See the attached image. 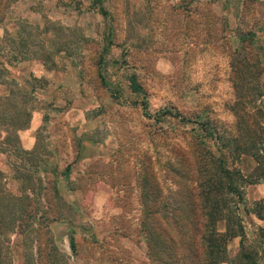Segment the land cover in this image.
Masks as SVG:
<instances>
[{
  "label": "rangeland",
  "instance_id": "obj_1",
  "mask_svg": "<svg viewBox=\"0 0 264 264\" xmlns=\"http://www.w3.org/2000/svg\"><path fill=\"white\" fill-rule=\"evenodd\" d=\"M104 5L108 15L92 0H12L5 41L0 26V215L17 217L14 230L20 221L40 226V250L50 252L53 245L59 252L57 260L42 256V264H149L139 231L140 172H148L161 197H180L170 168L188 171L198 150L195 137L199 149L230 161L222 141L239 137V124L253 127L259 120L264 127L258 113L264 109V70L258 74L256 61L259 54L264 59V0ZM104 46L108 51L98 65ZM35 51L44 59L12 58ZM249 64L259 76L253 94L245 83L236 85ZM132 74L140 93L129 87ZM143 100L149 112L168 107L190 120L154 122L144 116ZM243 107L251 116L244 115L242 124L236 111ZM5 116L24 126L10 128ZM199 121L222 141L205 137L202 143ZM260 146L264 156V141ZM237 164L245 175L254 172L248 155ZM40 215L47 219L38 225ZM243 221L252 243L260 226L252 212ZM224 226L220 222L219 230ZM73 229L77 254L69 246ZM239 240L229 241L231 254ZM21 247L15 264L24 259Z\"/></svg>",
  "mask_w": 264,
  "mask_h": 264
},
{
  "label": "trees",
  "instance_id": "obj_2",
  "mask_svg": "<svg viewBox=\"0 0 264 264\" xmlns=\"http://www.w3.org/2000/svg\"><path fill=\"white\" fill-rule=\"evenodd\" d=\"M12 0H0V26L4 28L1 40L5 41L6 36H10L11 29L4 27L10 23L7 18V11ZM15 1V0H14ZM97 6L98 11L103 15H108L105 0H92ZM14 24V23H13ZM13 26V25H12ZM24 30L23 25L20 27ZM20 30V29H18ZM17 32V31H16ZM9 34V35H8ZM20 32L17 33V37ZM112 31L108 32V43L112 42ZM22 36V33L21 35ZM19 36V37H20ZM10 42L13 44L12 39ZM25 44L24 40H21ZM108 49L104 46L100 53L97 64L102 62L104 53ZM35 51L31 54L12 55L16 60L34 58L44 59V54ZM257 63L261 65L260 72L264 70V59L261 54L258 55ZM248 68L238 75L236 85L245 83L248 92L255 90L252 86L254 80H259V76L253 71L254 64L247 65ZM241 71V70H240ZM240 76V77H239ZM264 81V79H263ZM129 87L132 92L140 93L143 91L141 84L137 81L135 75L129 76ZM238 87V86H237ZM249 97L253 95L248 93ZM264 96V93L261 94ZM242 97H246L243 94ZM249 97L248 101L251 99ZM241 104L244 106V102ZM148 103L142 101V110L144 116L152 119L154 122H163L167 117L178 118L183 123L189 122V117L174 112L171 108L164 107L156 109L153 112L147 111ZM31 109H27L26 114L29 116ZM236 111L239 120L247 122L244 115L251 116L248 112ZM259 115L264 118V109L258 111ZM262 118V119H263ZM14 117L5 116L4 122L8 123L14 130L20 129L22 125ZM252 127L248 123L244 127L239 124V137H234L228 143L222 141V137L208 128L207 123L199 121L201 129L204 131L200 141L203 143L205 137L215 138L222 141L223 147L230 148L231 160L221 153L216 155L211 151H204L198 148L196 138L193 140L195 148L192 151L191 161L189 158L188 171H182L181 168L172 169L177 176L178 190L180 197H161V189H158L148 172H140V200L141 212L139 216L140 228L146 242V255L149 264H263L264 260V228L258 227V233L252 243L248 239L243 215L252 212L258 217H263L264 199L255 201V207H250L244 197V186L258 182L264 183V156L259 152L261 143L264 141V127L259 125V120ZM18 123V126H14ZM198 136V135H196ZM241 155H248L255 161L254 172L245 175L237 164V159ZM147 168V166H145ZM69 171L67 166L64 173ZM160 190V191H159ZM52 206V203L49 204ZM49 207V206H48ZM42 217V218H41ZM47 219L40 215L37 220ZM57 217L53 218L56 219ZM22 220V219H21ZM17 217L14 215H0V264H15L14 255L19 253V244H22L21 251L24 259L21 264H42V256H48L51 260L58 258L59 252L52 245L50 252L43 253L40 250L41 236L40 226L30 225L29 222L20 221L18 228L14 230V224ZM34 222V220H32ZM224 222V229L219 230L218 224ZM34 225H37L34 223ZM22 226V227H21ZM28 226H31L29 231ZM75 230H71L69 236V246L73 253L77 251V241ZM11 235L12 243H10ZM239 237V246L234 254H231L228 248L229 241ZM4 239V240H3ZM6 242V245H4ZM247 241V242H246ZM32 246L28 248V245ZM34 244V246H33ZM17 251V253H15ZM57 260V259H56ZM61 260V258H59ZM63 260V259H62ZM46 264V263H45ZM47 264H56L50 262ZM59 264V263H57Z\"/></svg>",
  "mask_w": 264,
  "mask_h": 264
},
{
  "label": "crops",
  "instance_id": "obj_3",
  "mask_svg": "<svg viewBox=\"0 0 264 264\" xmlns=\"http://www.w3.org/2000/svg\"><path fill=\"white\" fill-rule=\"evenodd\" d=\"M244 197L250 199V200H263L264 199V183H254L249 185L244 190ZM255 215V214H254ZM255 218L257 220V224L264 228V211H263V217H258L255 215Z\"/></svg>",
  "mask_w": 264,
  "mask_h": 264
}]
</instances>
